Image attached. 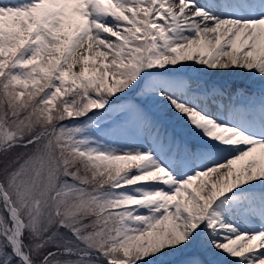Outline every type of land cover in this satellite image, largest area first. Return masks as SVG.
<instances>
[{
  "label": "snow or ice",
  "instance_id": "6c2138e0",
  "mask_svg": "<svg viewBox=\"0 0 264 264\" xmlns=\"http://www.w3.org/2000/svg\"><path fill=\"white\" fill-rule=\"evenodd\" d=\"M0 264H264V0H0Z\"/></svg>",
  "mask_w": 264,
  "mask_h": 264
},
{
  "label": "bare ground",
  "instance_id": "6f19581e",
  "mask_svg": "<svg viewBox=\"0 0 264 264\" xmlns=\"http://www.w3.org/2000/svg\"><path fill=\"white\" fill-rule=\"evenodd\" d=\"M234 79V80H243L241 79L238 74H234L231 72H224V73H218L217 75L213 76L212 79ZM243 163V162H238Z\"/></svg>",
  "mask_w": 264,
  "mask_h": 264
}]
</instances>
